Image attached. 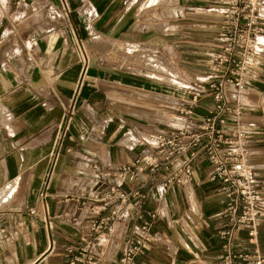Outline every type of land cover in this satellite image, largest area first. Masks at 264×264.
Masks as SVG:
<instances>
[{"label":"crops","instance_id":"1","mask_svg":"<svg viewBox=\"0 0 264 264\" xmlns=\"http://www.w3.org/2000/svg\"><path fill=\"white\" fill-rule=\"evenodd\" d=\"M67 1L66 14L60 0H0V264H68L85 233L86 208L100 204L90 196L98 193L104 198L118 184L117 166L134 164L151 152L139 141L165 132L156 125L142 126L136 119L126 121V142L107 141L116 139L120 127L115 125L108 134L100 131V83L98 77H87L80 48L85 37L83 2ZM133 1L90 0L101 14L104 34L115 35L113 26L124 15L129 20L124 31L130 47H157L171 55L172 63L175 59L178 69L184 55L194 78L208 74L211 53L220 48L216 33L225 0H175L172 7L177 15L162 33L147 25L149 5L141 14L128 12L125 4ZM138 21L145 25L134 28ZM257 62L242 95V109L249 131L248 161L264 183V53ZM124 84L131 97L142 93L151 100L141 101L145 108L134 116L149 115L157 122L164 115L165 101L171 103L172 112L182 107L179 89L165 93L158 83L134 77L125 78ZM212 109L209 93L194 105L196 117ZM113 112L122 115L115 107ZM108 123V128L113 127ZM174 129L171 126L166 132ZM200 161L191 183L168 193L155 226L158 241L137 258V264L214 263L220 246L218 230L226 222L225 198L217 184L206 178V161ZM150 178L148 168L136 173L137 180L146 182L141 190L147 198L133 197V206L116 222L114 236L97 264H116L135 212L156 207L159 186ZM161 179L158 174L157 180ZM136 187L121 185L126 192ZM108 208L103 215L110 212ZM237 246L248 252L256 248L245 231ZM258 249L264 254V213Z\"/></svg>","mask_w":264,"mask_h":264},{"label":"built area","instance_id":"2","mask_svg":"<svg viewBox=\"0 0 264 264\" xmlns=\"http://www.w3.org/2000/svg\"><path fill=\"white\" fill-rule=\"evenodd\" d=\"M60 2L64 13H69L68 1ZM225 2L216 33L220 48L211 53L209 72L190 82L180 95L182 107L176 110L189 120L171 132H157L142 138L139 143L147 144L151 152L137 158L134 164L117 166L118 184L104 198L98 193L90 196L100 204L86 208L85 233L68 264L100 262L106 245L114 236L116 222L133 206V197L147 198L141 190L146 182L137 180L136 173L148 168L150 181L159 186L156 207L135 212L131 218V234L116 261V264H137V258L158 241L155 226L168 193L175 186L191 183L201 159L206 161V178L217 184L225 198L226 222L218 230L220 246L213 264H264V254L258 249L260 217L264 213V183L257 179L248 161L249 131L244 125L242 109V95L255 73L257 60L264 53V0ZM88 11L92 20L98 17L95 9ZM80 48L86 60L88 55L82 50L85 49L82 41ZM206 93L212 97L213 109L196 117L194 105ZM158 174H162L160 181ZM124 183H134L137 187L126 192L121 189ZM100 184L104 186L103 182ZM107 207L110 212L103 215ZM30 212L34 214L36 209L31 208ZM46 222L50 229L53 228L51 221ZM243 231L256 246L254 251L238 248L237 241Z\"/></svg>","mask_w":264,"mask_h":264},{"label":"rangeland","instance_id":"3","mask_svg":"<svg viewBox=\"0 0 264 264\" xmlns=\"http://www.w3.org/2000/svg\"><path fill=\"white\" fill-rule=\"evenodd\" d=\"M174 1L154 0L148 2V0H136L130 5L126 3L125 7H127L128 12H140L141 14L143 13L142 10L149 5L147 10H150L148 15L152 20L150 19L147 25L162 33L167 28L166 24H168L170 18L177 15V11L172 7ZM82 2L81 15L85 32L83 39L85 49L83 48L82 50L84 54L87 52L88 55L85 62V72L87 71L88 78L93 76L98 77L100 83L98 110L101 117L99 128L101 132L108 134L109 130L114 131L115 125L116 128L118 125L120 127V132H118L119 135L117 134L116 139L107 141H110V143L116 140L126 142V136H124L125 129H127L126 121L131 120H138V123L146 127L150 124L156 125L160 130L165 132L171 126L176 128L182 127L185 123L186 115L181 112H172L170 108L171 103L167 101L164 102V115L157 117V122H155V117H150L149 115L134 116L135 114L133 113H137L136 111L145 108L142 107L141 101L150 102L151 100L146 99L142 93L131 97L130 91L126 89L124 82L125 78L129 77L143 78L158 83L159 86L163 87L165 93L174 88L179 89V93L182 94L184 92V85L190 84L193 79H196L187 68L189 66L186 62L189 61L188 57H184L183 55L181 60L183 59L184 63L181 62L178 69L175 59L172 63L171 55L163 54L157 47H152L151 50L145 47L142 49L130 47L128 44L129 37L126 36L124 31L129 20L125 21L124 15H121L115 26H113L116 31L111 32H115V35L109 36L107 33L104 34V28H101L99 23V16H101L99 10L92 5L90 0H82ZM89 9H95L98 13V17L95 20L91 19ZM137 23V25H133L134 28L145 25L144 21H138ZM183 44L181 42V46ZM116 82L118 84L115 85L114 83ZM153 103L155 105V101ZM114 107L122 112V115H119V113L114 114ZM149 109L148 107L147 110ZM108 114H110L111 118H109ZM108 121H110V127H113L108 128ZM87 167L90 171V167Z\"/></svg>","mask_w":264,"mask_h":264}]
</instances>
